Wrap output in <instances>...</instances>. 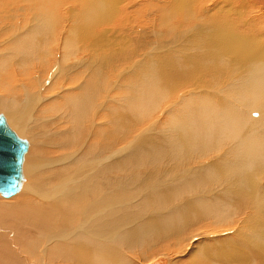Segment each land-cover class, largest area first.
Returning <instances> with one entry per match:
<instances>
[{"label":"bare ground","instance_id":"1","mask_svg":"<svg viewBox=\"0 0 264 264\" xmlns=\"http://www.w3.org/2000/svg\"><path fill=\"white\" fill-rule=\"evenodd\" d=\"M77 17L83 21H77ZM203 44L206 57L218 49L219 63H231L230 71L224 77H216V82L233 80L248 63V78L241 84L231 83L225 91L230 101L248 85L249 92L242 99L249 105L251 100L255 104L247 113L241 105L235 106L236 101H230L222 107L223 113L217 116L214 127L215 131L225 121L232 122L234 131L240 134L236 145L256 123L264 120V0H0V46L5 45L22 61H30L10 68L7 65L12 58L0 60V113L28 141L19 190L8 196L12 199H4L0 192V264H85L83 259L89 255L98 264H120L116 263L121 256L120 244L134 243L144 235V228L123 235L120 243L109 245L103 242V237L96 242L89 231H84V226L98 214L91 207L98 199L99 183L108 188L113 175L119 172L118 161L106 162L128 140L131 129H127L121 141L112 140L99 146L87 143L89 130L98 125L96 116L100 112L110 114L112 122L116 118L111 116L118 109L102 108L111 99L121 75L130 69V76L124 78L130 81L129 85L116 92L128 90L130 96L126 98L142 111L164 112L181 100L194 111L207 112L208 106L203 102L208 99V88L196 84L197 56ZM214 71L210 68V72ZM60 98L64 103L55 111L59 115L69 114L75 126L64 145L74 150L61 153L44 149L40 151L42 155L32 154L35 144L27 134L33 130L31 117L38 116L46 103ZM122 104L128 107L127 103ZM257 110L261 113L253 117ZM134 113L130 109L129 114ZM117 118L127 122L125 118ZM194 118L188 115L189 126L184 127L192 136L190 124ZM85 123L87 127L83 130ZM151 128L152 123L126 146L130 149L140 146L139 141ZM100 135L97 130L96 137ZM34 142L42 144L38 139ZM249 148L252 164L262 165L261 132ZM55 154L56 158L51 159L50 155ZM227 157V152L219 155V164L227 166ZM199 158L200 155L185 158L169 180L198 174L203 167ZM39 167H48L44 171L46 174L50 171L49 176L44 174L42 179H36ZM95 169L98 174L88 189H66L73 176L85 177ZM255 171L256 179L239 176L233 182L256 202L257 218L252 220L251 227L242 231L241 222L231 218V213L210 209L211 216L221 218L219 228L212 234H193L186 246L171 257L187 252L194 239L211 236L213 241H228L226 247L212 248L210 242L201 244L202 256L211 264H264V168ZM222 179L227 181L226 177ZM190 184L195 186L198 182L192 180ZM10 201L12 208L8 205ZM209 201L215 209L235 204L230 199ZM28 216L37 230L26 222ZM116 225L114 221L105 228L96 227L95 231L107 235L115 232ZM156 226L177 232L182 229V222L177 214H170L157 219ZM89 242L98 247L91 248V252L80 248ZM174 245L167 243L163 247L171 249ZM179 257L167 260L157 255L137 264H183Z\"/></svg>","mask_w":264,"mask_h":264},{"label":"rangeland","instance_id":"2","mask_svg":"<svg viewBox=\"0 0 264 264\" xmlns=\"http://www.w3.org/2000/svg\"><path fill=\"white\" fill-rule=\"evenodd\" d=\"M76 20L83 21L78 17ZM9 42L10 40H8ZM205 48L206 46L203 44V50L197 56L196 84L209 89L206 90L208 99L203 102L208 106L207 112L194 111L181 100L164 112H159L158 109L142 111L138 104L128 101L129 99L126 98L130 96L128 90L123 93L116 92L120 88H126L127 84L129 85L130 81L129 83L126 79L124 81V78L129 75V72H132L130 69L121 75L118 80L119 85L115 86L111 99L108 98L106 106L102 108L118 109L119 112L111 116L112 119L116 118L112 122L110 121V114H101L100 112L96 116L98 125L92 131L89 130L90 135L87 143L99 146L112 140L121 141L127 129H131L127 134L128 140L119 145L115 149L113 157L106 162L118 161L120 164L119 172L113 175V182L108 188L99 183L98 199L91 207V209H96L98 214L84 226V231H89L96 242H101V237H103V242L109 245L120 243L123 235H132L135 231L144 228V235L134 243L120 244L121 256L116 263L137 264L159 255L167 260L176 259L180 256L179 258L184 260L183 264H197V262L199 264H211L207 258L202 256L201 244L210 242L212 248L226 247L228 246L226 245L227 240L217 239L213 241L211 236L194 239L187 252L174 257L171 255L183 249L188 238L193 234L199 232L212 234L219 228L222 224L219 223L221 218L217 219L211 216L210 209L222 213H231V218L241 222L240 229L242 231L251 227L252 220L257 218V211L254 208L255 200L248 197L247 192L239 190L233 182L239 176L256 179L255 169L264 168V162L260 166L252 164V150L249 148L252 147V143L259 132L264 135V120L256 123L247 132L245 139L236 145L240 134L234 131L232 122L225 121L214 131L218 121L217 116L223 113L221 109L225 104L236 101L235 106L241 105L247 113L255 104V101L251 100L250 106L242 99L249 92L248 85L240 94L231 97L230 101L225 91V88L231 83L241 84L248 78V63L233 80L216 82V77H224L230 71L231 63H219L218 49L213 55L206 57ZM6 58H12V61L7 65L10 68H14L16 64L21 62L30 63L29 60L22 61L17 58L9 48L1 45L0 60ZM210 68L215 71L210 72ZM198 92L202 93L204 90ZM121 97H125V99L123 100ZM63 103L64 100L61 98L46 103V106L40 109L38 116L31 117L33 130L28 131L27 134L32 136L31 140L35 144V149L30 151L32 154L42 155L40 151L44 149H54L61 151V153L74 150L66 149L64 145L66 139L75 131L74 123L69 119V114L59 115L55 111ZM122 103H127L128 107ZM200 104L202 103H193L196 106H200ZM10 108L13 109L14 105H11ZM130 109H133L135 113L129 114ZM262 110L264 111V106ZM259 113H261L260 110H257V115H253V117H258ZM188 115L195 117L190 124V129L194 132L193 136L184 128L189 126L186 120ZM117 117L125 118L127 122L124 123ZM153 118L156 119L147 123ZM151 123V131L139 141L141 142L140 146L134 149L126 146L134 135ZM178 125H182V127L179 128ZM86 127L87 124L85 123L83 130ZM97 130L101 131L99 137H96ZM37 139L40 143L42 142L41 145L34 142ZM241 147H244L243 150L238 151ZM226 152L228 153L227 166H223L219 164L221 158L219 155ZM145 153L150 155H144ZM57 155H50V157L54 159ZM197 155H200L199 161L203 164L198 174L169 180L172 171H175L185 158ZM256 158L258 159V157ZM46 168L48 169V167ZM46 168H38L36 179H42L41 176L45 175L49 176L50 171H47V174L44 171ZM41 170L42 173H40ZM97 174L98 169H95L85 177L73 176L72 183L68 184L66 189L84 191L88 189L90 182ZM222 177H226L227 181H223ZM192 180H196L198 184L191 186ZM216 198L230 199L231 203L234 202L235 204L231 207L221 205L215 209L209 200L214 201ZM7 199L12 198L8 197ZM179 203L182 205L172 210L168 209L177 206ZM11 204V201L8 202L10 207ZM170 214H177L181 219L182 229L180 231L175 232L156 226L157 219L167 217ZM114 221L117 224L115 232L101 235L98 230L95 231L96 227L105 228ZM26 222L34 228L31 216L27 217ZM167 243H174L175 247L171 246V249H164L163 245ZM97 247L90 242L80 246L82 250L87 249L89 252L92 251L91 248ZM94 258L93 255H89L84 257L83 262L85 264H98Z\"/></svg>","mask_w":264,"mask_h":264},{"label":"water","instance_id":"3","mask_svg":"<svg viewBox=\"0 0 264 264\" xmlns=\"http://www.w3.org/2000/svg\"><path fill=\"white\" fill-rule=\"evenodd\" d=\"M27 150L28 141L20 137L0 113V192L6 197L20 188L22 162Z\"/></svg>","mask_w":264,"mask_h":264}]
</instances>
